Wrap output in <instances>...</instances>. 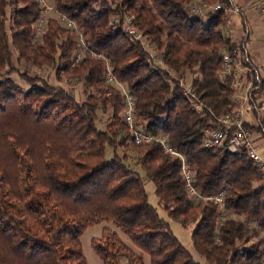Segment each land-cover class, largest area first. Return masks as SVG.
I'll list each match as a JSON object with an SVG mask.
<instances>
[{"label": "trees", "instance_id": "obj_1", "mask_svg": "<svg viewBox=\"0 0 264 264\" xmlns=\"http://www.w3.org/2000/svg\"><path fill=\"white\" fill-rule=\"evenodd\" d=\"M49 1L74 29L47 17L37 38L43 18L37 1L0 0V75L16 72L15 55L18 63L53 72L57 81L77 79L84 99L26 73L17 75L25 89L0 80V264H87L80 237L102 220L136 251L105 229L92 242L101 264H145V258L148 264H199L149 204L146 183L167 219L190 228L193 254L204 264H264V173L246 154L229 153L226 142L217 149L204 145L215 117L238 113L239 57L250 69L249 104L264 90V79L245 61V45L226 31L231 0ZM195 2L223 8L194 15ZM125 18L143 42L124 33ZM80 39L86 50L75 63ZM224 53L232 73L221 80ZM108 70L133 98V127L165 136L197 193L224 192L222 205L189 197L177 156L154 142L134 146L123 120L124 96L107 82ZM187 76L202 113L183 95L179 84ZM100 109L109 116L105 131L97 128ZM244 127L264 136L258 125ZM130 155L138 169L129 165Z\"/></svg>", "mask_w": 264, "mask_h": 264}, {"label": "rangeland", "instance_id": "obj_2", "mask_svg": "<svg viewBox=\"0 0 264 264\" xmlns=\"http://www.w3.org/2000/svg\"><path fill=\"white\" fill-rule=\"evenodd\" d=\"M47 4L51 7L50 1L46 0ZM237 6L239 8H237ZM241 5L239 2H237L233 10L229 11L228 13V19H229V25L226 29L228 35L231 36L234 42H241L245 45V54L248 56L245 58V61L249 63L251 69L254 68L256 70V76L259 80L264 79V40L258 39V40H252L250 39V47L248 49V42H249V34H251L253 31H255V27L252 25L253 22L256 20L255 15H249L248 11H241L240 10ZM52 17L56 19V14L53 11H48L47 13L43 14V18ZM256 24L258 22L256 21ZM258 27H256L257 29ZM260 29L262 30L261 26ZM256 32V31H255ZM257 33V32H256ZM259 38V36H257ZM246 43V44H245ZM149 52H152V50L148 49ZM82 59V56H81ZM15 73H12L10 75H5V73L0 75V80L9 79L12 80L15 84L26 87V85L18 78V73H26L30 77H39L41 79L46 80L50 85L53 86H61L62 88L66 89L71 96L75 98L76 101L81 102L83 101V85L80 81L77 79H65L62 78V80L57 81L53 77V72L49 70H37L32 67L26 66L23 62H16L15 61V55H14V63H13ZM250 71L249 68L244 67V65L240 62L239 59L235 62V68H234V75H235V82H236V103H238V109H241V112H238L237 115H243L244 113L249 117L254 119L255 126H260L262 128L263 134H264V114L259 112V108L264 104V90L263 92L256 96L255 98V104L252 106L248 102V91L250 90L251 84L247 80L246 73ZM252 77V76H251ZM184 83L189 82V77L187 76L184 81ZM118 88V87H117ZM120 89V88H118ZM123 89H125L123 87ZM243 109V110H242ZM243 111V112H242ZM98 122H97V128L101 131H105L108 115H105L102 110L100 109L98 112ZM264 139V136H262ZM117 154L119 156H122L123 150L118 149ZM112 155L111 151L109 152V157ZM132 158L129 161V165L133 169H138L135 166V156L130 155ZM262 184L264 185V179L262 181ZM145 190L148 196L149 204H151L153 207L157 209V213L159 217L167 221L170 225L171 231L174 234V236L179 240V242L184 246L185 249L190 251L193 255L194 260L199 264H204V260L200 258L199 256L193 254L192 247H191V235H190V228L185 229L181 227L179 224L169 221L166 217V214L161 210L160 206H158V201L154 195V187L150 183L145 184ZM225 214H221V218H223ZM109 230L114 233H116L123 244L128 247L129 249L136 251L135 248L132 246L128 238L123 235L111 222L102 220L99 221L96 224L91 225L88 227L85 232L80 237L81 247L83 255L86 259L87 264H101L100 260L96 256V254L93 252L92 249V242L93 240H96L100 238L103 230ZM145 264H148V258H145Z\"/></svg>", "mask_w": 264, "mask_h": 264}, {"label": "built area", "instance_id": "obj_3", "mask_svg": "<svg viewBox=\"0 0 264 264\" xmlns=\"http://www.w3.org/2000/svg\"><path fill=\"white\" fill-rule=\"evenodd\" d=\"M36 1L38 5L43 9V14L47 13L48 11H53L56 14L55 20L57 22L62 24L67 29L75 28L71 20L67 19L64 15L55 12L54 9L47 4L46 0ZM231 2L234 6V0H231ZM222 8L223 6L221 4L209 5L207 3L195 2L190 8V11L194 15H205L208 13H215ZM256 8L259 15L260 26L264 31V0H257ZM44 23V18L39 19L36 23L34 33L37 38L40 37L43 33ZM123 30L128 37H131L137 42H143L144 39L142 34L131 25L130 18H125ZM78 46L80 50L76 53L75 63H78L81 60V56L86 50L82 39H80ZM156 64L161 68H164V66L159 61H157ZM231 73L232 66L230 57L226 53H224L222 55V70L219 75V79L222 80L230 76ZM107 82L120 88L121 94L124 96L123 120L132 135L131 142L134 144V146H142L154 142L161 146L163 152L171 156H177L181 160L182 180L189 197H191L194 201H213L218 205H222L224 192H220L219 194L211 197L202 196L197 193V191L193 187L192 173L188 169L183 158L181 156H178L170 147L165 136H146L141 131H138L133 127V98L127 93L125 89H123L121 85H118L117 81L111 75L109 70L107 72ZM179 85L183 91V95L188 98L192 110H194L197 114L202 113L204 105L198 99L195 91L191 88V86L186 82L184 83L183 81H180ZM233 100L236 101V96L233 97ZM259 112L264 114V104L259 108ZM215 122L217 126L216 128L207 129L204 132L205 147L217 149L223 146V144L226 142V149L229 153L237 155L246 154L248 158L251 159L255 163V165L264 173V157L261 153L260 145L257 143L256 135L255 133L244 127L245 122H248V120H246L243 115H223L215 117ZM261 248L264 249V245Z\"/></svg>", "mask_w": 264, "mask_h": 264}, {"label": "crops", "instance_id": "obj_4", "mask_svg": "<svg viewBox=\"0 0 264 264\" xmlns=\"http://www.w3.org/2000/svg\"><path fill=\"white\" fill-rule=\"evenodd\" d=\"M237 2H239V4L241 5V7H240L241 11L246 10V11H248L249 15H255L254 19L258 22V24H256V21L252 23V25L255 27V31L257 33L255 31H253L251 34H249L250 35L248 38L249 42L247 44L248 49H249L250 39H252V40H258V39L264 40V31L260 29L259 15H258V11L256 9L255 0H234V4H236ZM237 8H239V7L237 6ZM256 27H258V28L256 29ZM257 36H259V38ZM238 112H241V109H238ZM243 113H244V117L246 118V120H248V122L255 124L254 119L249 118L245 114V112H243ZM255 135H256L257 143L260 145L261 153L264 157V139H263L262 135H260V134H255Z\"/></svg>", "mask_w": 264, "mask_h": 264}]
</instances>
